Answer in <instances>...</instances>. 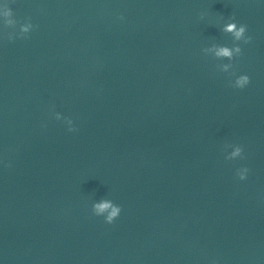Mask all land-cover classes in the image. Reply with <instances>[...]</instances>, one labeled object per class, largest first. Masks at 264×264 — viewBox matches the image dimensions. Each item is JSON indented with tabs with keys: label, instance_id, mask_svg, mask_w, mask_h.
<instances>
[{
	"label": "clouds",
	"instance_id": "clouds-1",
	"mask_svg": "<svg viewBox=\"0 0 264 264\" xmlns=\"http://www.w3.org/2000/svg\"><path fill=\"white\" fill-rule=\"evenodd\" d=\"M0 8L3 9L2 12H0V16L3 17L4 25L6 27H11L15 28L17 25L18 21L14 19V13L12 9L8 6L7 0H5V3L3 5H0ZM234 19V18H233ZM32 28V24L25 23L20 26V33L23 36L24 34H27L30 29ZM223 31L227 33H232L235 41H241L243 40L245 43H248L251 38L250 37H245V32H246V25L241 24L239 27L237 26V23L231 22L228 23ZM8 39H13L12 34H9ZM235 56H238L241 53V48L239 46H234L231 49L227 46H222L219 47L215 53L217 57H227L230 61L233 59ZM231 67V65H224L223 71L227 72L228 69ZM249 83V77L247 75H241L236 78L235 80V87L238 88H243L245 85ZM71 122V121H70ZM74 130V129H69ZM243 149L239 146L235 147V150L231 153L230 156L226 157V159H234L236 157H240L242 155ZM248 170L242 169L239 171V177L240 179L245 178V173ZM92 211L95 215L97 216H104L105 220L107 223H112L121 213V207L113 203V201L109 199H102L99 202H95L92 205Z\"/></svg>",
	"mask_w": 264,
	"mask_h": 264
}]
</instances>
